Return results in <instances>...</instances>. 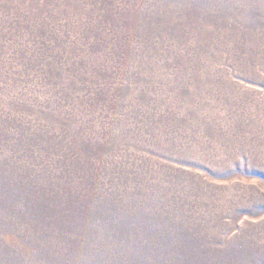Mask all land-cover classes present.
Segmentation results:
<instances>
[{
  "label": "rangeland",
  "instance_id": "obj_1",
  "mask_svg": "<svg viewBox=\"0 0 264 264\" xmlns=\"http://www.w3.org/2000/svg\"><path fill=\"white\" fill-rule=\"evenodd\" d=\"M0 264H264V0H0Z\"/></svg>",
  "mask_w": 264,
  "mask_h": 264
}]
</instances>
